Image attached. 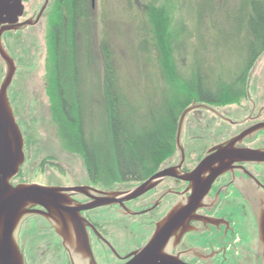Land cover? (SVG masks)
Instances as JSON below:
<instances>
[{
  "label": "flooded vegetation",
  "instance_id": "af4514ba",
  "mask_svg": "<svg viewBox=\"0 0 264 264\" xmlns=\"http://www.w3.org/2000/svg\"><path fill=\"white\" fill-rule=\"evenodd\" d=\"M46 1L40 21L5 33L3 46L4 37L37 26L53 7L50 0L24 3L19 23L32 24ZM29 3L39 5L27 8ZM262 58L248 69L246 79L254 77ZM243 87V97L233 103L193 100L188 109L205 108L187 115L182 153L176 137L175 154L145 180L111 184L88 177L55 186L78 189L68 194L73 215L57 226L40 214L47 213L44 209H34L40 213L27 217L18 232L25 264H149L150 259L140 257L156 237L162 242L153 250L152 264H264V82L245 81ZM225 146L249 151L252 158L228 153L224 159L235 160L219 165V176L210 184L209 172L200 185L187 179L215 148ZM26 149L25 140L24 165ZM164 172L170 174L133 198L137 188Z\"/></svg>",
  "mask_w": 264,
  "mask_h": 264
},
{
  "label": "trees",
  "instance_id": "16d2710c",
  "mask_svg": "<svg viewBox=\"0 0 264 264\" xmlns=\"http://www.w3.org/2000/svg\"><path fill=\"white\" fill-rule=\"evenodd\" d=\"M93 1L55 0L50 12L46 89L53 121L63 148L82 159L91 180L140 182L175 154L179 119L193 100L233 103L243 97L248 69L264 54V0H232L236 6L219 1L239 47L231 62H223L228 70L206 63L215 72L212 86L200 71L193 81L182 74L176 54L182 37L168 9L155 1L150 35L135 56L153 66L154 76L132 94L121 83L113 37H95ZM133 2L128 0L130 9ZM233 68L240 74L234 82Z\"/></svg>",
  "mask_w": 264,
  "mask_h": 264
},
{
  "label": "rangeland",
  "instance_id": "374dc122",
  "mask_svg": "<svg viewBox=\"0 0 264 264\" xmlns=\"http://www.w3.org/2000/svg\"><path fill=\"white\" fill-rule=\"evenodd\" d=\"M155 1H159L156 7L168 9L175 29L182 37L176 52L177 66L182 74L193 81L196 77L192 74L200 71V75L210 80L209 85L212 86L215 72H209L206 63H213L217 72L228 70L227 67L232 68L231 65L226 66L223 62L234 59L239 47L234 39L235 32H232L235 31L234 24L226 19L227 13L220 0H134L132 9L128 0H95L94 34L99 39L104 35L113 37L115 51L121 59L119 68L123 87L132 94L135 90L144 91L152 83L153 66H148L146 61H137L135 56L143 37L150 35L148 16ZM54 2L50 0L51 6ZM235 3L237 1L232 4L236 6ZM32 4L29 3L27 8H32ZM49 15L50 12L35 27L4 37V47L17 68L9 89V100L17 124L27 141L28 162L14 185L21 182L55 187L88 179L82 159L63 148L53 121L46 89ZM232 73L231 80L234 82L240 74L234 68ZM5 74L6 66L0 59V86ZM252 75V79L245 80L247 83L251 80L264 82V54Z\"/></svg>",
  "mask_w": 264,
  "mask_h": 264
},
{
  "label": "water",
  "instance_id": "95a60500",
  "mask_svg": "<svg viewBox=\"0 0 264 264\" xmlns=\"http://www.w3.org/2000/svg\"><path fill=\"white\" fill-rule=\"evenodd\" d=\"M27 1L0 0V59L6 66V75L0 86V264H25L18 243V232L22 222L27 217L40 213V211L34 210L35 208H42L47 213L41 212L40 214L44 215L50 221H54L58 226L60 220H64L73 215L72 211L74 208L68 194L78 190L75 188L42 186L39 184H19L17 186L13 184L14 180L19 176L26 160L24 151L25 140L17 124L9 100V89L13 83L17 68L13 59L3 46L2 36L7 32L34 26L40 21L48 1H46L35 23H19L20 19L24 16V3ZM196 108L205 107L193 105L184 111L180 117L177 131V147L181 153L184 121L187 115ZM228 153L243 160L252 158V153L249 151L237 152L231 151L230 146L218 147L213 150L212 155L202 161L196 171L187 179L200 185L201 176L209 172L208 184H210L219 176V172L222 169L219 165L225 167L227 162L229 163L235 160L230 159L226 161L224 156ZM222 156L223 158L221 159ZM168 174L170 172H164L153 177L133 192V198L149 190L150 186L156 180ZM170 224L171 222L167 221L165 227L168 229V227H171ZM161 242L160 238L156 237L148 246L145 254L140 257V260L145 261L146 259H150L149 264H152L153 250Z\"/></svg>",
  "mask_w": 264,
  "mask_h": 264
}]
</instances>
